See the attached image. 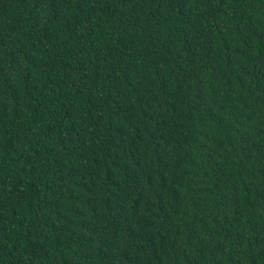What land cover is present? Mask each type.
Returning <instances> with one entry per match:
<instances>
[{
	"label": "trees",
	"instance_id": "obj_1",
	"mask_svg": "<svg viewBox=\"0 0 264 264\" xmlns=\"http://www.w3.org/2000/svg\"><path fill=\"white\" fill-rule=\"evenodd\" d=\"M0 264H264V0H0Z\"/></svg>",
	"mask_w": 264,
	"mask_h": 264
}]
</instances>
